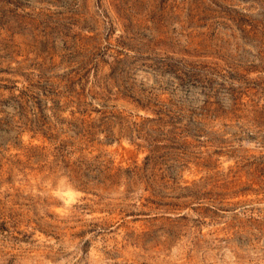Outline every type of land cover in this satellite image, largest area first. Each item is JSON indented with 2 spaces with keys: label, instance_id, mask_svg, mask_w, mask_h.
Returning <instances> with one entry per match:
<instances>
[{
  "label": "rangeland",
  "instance_id": "obj_1",
  "mask_svg": "<svg viewBox=\"0 0 264 264\" xmlns=\"http://www.w3.org/2000/svg\"><path fill=\"white\" fill-rule=\"evenodd\" d=\"M0 264H264V0H0Z\"/></svg>",
  "mask_w": 264,
  "mask_h": 264
}]
</instances>
